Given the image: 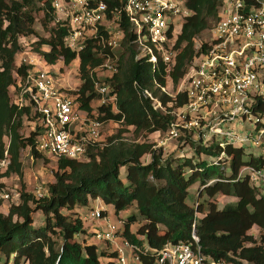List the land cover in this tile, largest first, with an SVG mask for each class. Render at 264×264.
<instances>
[{
	"label": "trees",
	"instance_id": "trees-1",
	"mask_svg": "<svg viewBox=\"0 0 264 264\" xmlns=\"http://www.w3.org/2000/svg\"><path fill=\"white\" fill-rule=\"evenodd\" d=\"M220 2L185 0L191 15L182 23L175 41L178 53L168 79L163 64L152 72L150 63L135 60L129 39L124 41V51L117 52L118 70L107 78L117 98L118 112H113L109 104L95 107L98 119L105 121L101 144L88 146L81 159H57L54 181L48 184L44 196L27 192L22 185L17 195L0 201V206L7 207L6 213L0 211V253H5L7 260L13 254L12 264H117L114 245L97 244L96 230H87L77 211L90 208V202L99 198L116 215L130 206L136 207L137 215H130L117 231L121 239L134 246L146 243L150 248H161L166 243L187 242L195 221V233L204 254L228 264H264V193L248 177H238L241 167L260 168L264 159L244 147H220L217 142L203 143L186 134L175 139L178 147L189 145L197 155L219 162L209 164L202 159L193 163L191 157L176 153L175 156L185 159L174 164L173 159L163 156L162 147H155L174 118L153 109L152 102L139 94L141 88H148L166 106L169 97L159 93L154 80L161 85L171 84L174 89L198 54L196 42L217 21ZM40 13L41 24L50 26L49 37H39L36 32L35 22ZM52 19L51 0H0V156L4 138H10V164L5 172H0L1 186L6 175L21 176V150L29 147L35 157L43 155L34 148L35 132L27 129L24 136L20 131L26 127L24 116H29V108L18 109L11 103V86L33 67L18 59L24 43L32 37L34 53L46 64L68 65L76 59V53L63 44L66 30L52 26ZM127 27L124 23L126 33ZM94 49L93 41L88 40L77 57L80 83L73 94L85 111L94 108L92 102L96 98L90 70L102 61ZM184 100L183 95L178 96L176 106ZM255 111L264 116V97H258ZM111 123L133 129L136 135L144 132L155 142L125 139L121 137L125 129L104 136V129ZM146 156L148 161L142 162ZM220 160H228V175L221 170ZM122 167L126 168V182L119 177ZM196 181L208 198L216 194L233 196L235 202L221 209L208 207L206 212L198 203L195 207L188 205V188ZM38 210L43 214V225L35 227L33 214ZM138 220L142 223L133 230L131 226ZM254 227L259 231V240L252 232ZM139 256L144 264L149 263L148 256Z\"/></svg>",
	"mask_w": 264,
	"mask_h": 264
},
{
	"label": "built area",
	"instance_id": "built-area-1",
	"mask_svg": "<svg viewBox=\"0 0 264 264\" xmlns=\"http://www.w3.org/2000/svg\"><path fill=\"white\" fill-rule=\"evenodd\" d=\"M51 7L52 26L66 30L63 44L76 53L71 62H77L88 40L93 41V51L102 58L90 70L96 94L94 108L85 111L75 100L73 91L80 79L74 88H62L56 86L51 69L38 66L43 63L60 71L66 66L63 62L46 64L37 54L38 59L23 57L22 61L33 67L11 86V103L18 109L29 108L24 124L28 131L35 132L37 151L55 160H78L85 156L88 146L103 141L105 121L98 119L95 107L109 104L113 112H118L117 98L107 78L118 70L117 52L124 41L129 39L135 60L150 63L152 72L163 64L168 79L178 53L175 41L191 11L185 0H51ZM124 23L128 25V36ZM195 48L197 56L174 89L171 84L169 88L154 80L159 93L169 97L166 106L152 90H139L141 97L152 102L153 109L173 116L165 141L191 134L193 139L217 142L220 147H255L257 155L264 159V116L255 111L258 97H264V0H221L217 21ZM76 72L78 77L77 68ZM180 95L184 103L176 106ZM4 143L2 173L10 164V138L6 136ZM161 145L164 141L157 140L155 147ZM218 162L213 160L214 164ZM244 176L264 193V165L241 167L238 177ZM44 195L37 193L39 197ZM10 198L8 189L0 185V201ZM102 212L95 207L89 214L105 223L94 237L114 245L117 264H144L139 254L149 257L147 264H228L202 252L195 221L187 242L166 243L161 248L145 244L138 247L121 239L119 225Z\"/></svg>",
	"mask_w": 264,
	"mask_h": 264
},
{
	"label": "rangeland",
	"instance_id": "rangeland-1",
	"mask_svg": "<svg viewBox=\"0 0 264 264\" xmlns=\"http://www.w3.org/2000/svg\"><path fill=\"white\" fill-rule=\"evenodd\" d=\"M42 23V14L37 15V20L35 22V29L39 37H49V24L44 26L41 24ZM26 43L23 45V50L24 55L19 54L18 59H23V57H28L30 56L39 58L36 53L33 51V46L30 44L33 40V38H27ZM43 49H46L43 48ZM124 51V48H120L118 53H121ZM76 65V66H75ZM40 68H48L53 71V77L55 79V84L56 86H62V88H74L78 83H79V76L77 77V62H71L70 64L66 65L65 67H62V70L58 71V68L55 67H50L49 65H44L43 63H39L38 65ZM76 67V68H75ZM95 103V102H93ZM27 128L25 125L21 128V133L25 136L27 133ZM119 129H125V131L122 133L121 137H124L125 139H128L130 141H141V140H147V141H154L153 137H150L148 134H145L144 132H141L139 134H134L133 129H129L124 126H119L116 124L111 123V125L106 126L104 129V136L105 135H114L117 133ZM129 129V130H128ZM184 135V134H183ZM165 134H162L158 140H163L164 145H161L160 147L163 148V156L165 158H171L174 161V164H177L178 162H182L185 158H179L178 156H175L176 153L178 154H184L186 157H191L193 163H198L200 160L204 159L207 163L211 164L213 162V159L211 157L205 156V155H197L194 151V149L189 146V145H181L178 147L180 144L174 139H169L165 141ZM5 140V138H4ZM196 141V140H194ZM156 143V142H155ZM197 144V143H196ZM248 152L256 153L257 149L255 147H251L247 150ZM42 156L35 157L34 155L31 154L30 148L26 147L25 149L21 150L20 153V161H21V176L11 173L9 175H6L1 179V183L3 184L4 187L8 189L12 197L17 195V192L19 193L21 191L22 185L25 186L26 191L37 194L38 192L45 193L47 190V186L49 183L54 181V171L57 169V161L51 157L48 153L43 152ZM50 156V157H49ZM175 156V157H174ZM174 157V158H173ZM183 157V156H180ZM148 157H144L142 159V162H147ZM220 166L221 170L225 171L226 175H228V160L221 161L220 160ZM125 167H122L120 169V174L119 177L122 179L124 182L125 180ZM186 175L190 174V171L188 169L185 170ZM211 183V182H210ZM186 203L188 205H191L195 207L196 202L203 207V212H206L208 207L210 209H221L225 204L228 203H233L235 202V197L233 196H221L219 194H216L212 198H208L203 190V187L199 184L198 181L192 183L189 188H188V194L186 197ZM91 206L94 208V204H91ZM105 207L106 215L107 217L111 220L117 223L120 226L123 225V222L132 214L137 215V210L136 207L130 206L128 209L124 211H120L117 215L114 213L113 209L111 206H108V208ZM90 209H83L80 210L79 215L84 218V216L88 215L90 213ZM199 216V214L197 215ZM34 218V223L33 225L35 227L43 225V214L40 210L36 211L33 214ZM142 223V220H138L137 223L132 224L131 228L133 230L137 229L139 225ZM83 224L84 227H86L87 230L91 229V231L94 230H99L102 227L105 228V223L102 222L100 219H95V218H88V219H83ZM252 232L255 234L256 238L259 240V231L257 230L256 227L252 229ZM91 234L88 233V235ZM117 242H120L119 239H117ZM101 243V244H100ZM100 245H106V242L100 241ZM146 245V243H144ZM128 255V252H127ZM12 256L13 254L9 255V258L7 260V257L5 253L1 252L0 253V264H12ZM102 261H104L102 259Z\"/></svg>",
	"mask_w": 264,
	"mask_h": 264
},
{
	"label": "crops",
	"instance_id": "crops-1",
	"mask_svg": "<svg viewBox=\"0 0 264 264\" xmlns=\"http://www.w3.org/2000/svg\"><path fill=\"white\" fill-rule=\"evenodd\" d=\"M91 204H94V206L95 207H100L101 209H103V212H105V215H106V209H105V207H104V203L99 199V198H97V199H95L94 201H92V202H90V208H93L92 206H91ZM106 206V208H108L107 207V205H105ZM108 206H110V205H108ZM94 207V208H95ZM90 208H88V209H90ZM83 209H87V208H80V209H77V211L78 212H80V210H83ZM0 211L1 212H3V213H6V211H7V207L5 206V205H1L0 206ZM90 214V213H89ZM86 215V216H84V218L83 219H88V218H90V215ZM95 242H97V244L98 243H100V241H98L97 239L95 240ZM101 244V243H100ZM110 244V243H109ZM101 246H103V245H101Z\"/></svg>",
	"mask_w": 264,
	"mask_h": 264
}]
</instances>
